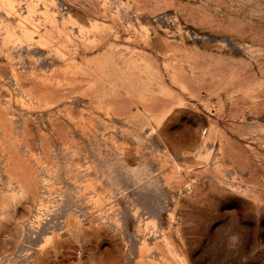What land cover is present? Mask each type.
<instances>
[{"label": "rangeland", "instance_id": "374dc122", "mask_svg": "<svg viewBox=\"0 0 264 264\" xmlns=\"http://www.w3.org/2000/svg\"><path fill=\"white\" fill-rule=\"evenodd\" d=\"M0 264H264V0H0Z\"/></svg>", "mask_w": 264, "mask_h": 264}]
</instances>
